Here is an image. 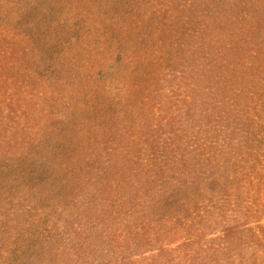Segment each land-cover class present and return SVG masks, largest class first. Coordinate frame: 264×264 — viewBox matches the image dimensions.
<instances>
[{"label":"trees","instance_id":"trees-1","mask_svg":"<svg viewBox=\"0 0 264 264\" xmlns=\"http://www.w3.org/2000/svg\"><path fill=\"white\" fill-rule=\"evenodd\" d=\"M215 1L201 9L196 85L141 97L137 139L104 135L92 114L83 147L64 150L58 121L30 153H0V264H264V0ZM49 14L38 0L19 26ZM231 21L247 29L241 47Z\"/></svg>","mask_w":264,"mask_h":264},{"label":"rangeland","instance_id":"rangeland-1","mask_svg":"<svg viewBox=\"0 0 264 264\" xmlns=\"http://www.w3.org/2000/svg\"><path fill=\"white\" fill-rule=\"evenodd\" d=\"M36 1L0 0V134L12 137L11 148L7 138L0 142V153L11 150L15 158L30 153L28 142L56 133L58 121H66L60 131L68 137L64 150L83 147L79 140L91 139L94 131L84 121L92 114L100 118L104 135L137 139L142 123H128L143 100L150 107L169 83L185 93L189 82L196 85L194 57L205 21L201 9L205 5L215 13L211 0H127L121 11L113 9L115 0H40L50 14L37 15L30 32L22 30L24 7ZM230 23L241 47L247 29ZM205 94L213 104V91ZM173 110L178 116L179 109ZM115 122L121 128H113ZM58 160L65 164L70 157Z\"/></svg>","mask_w":264,"mask_h":264}]
</instances>
